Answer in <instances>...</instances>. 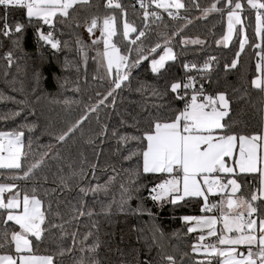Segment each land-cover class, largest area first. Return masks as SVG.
<instances>
[{"label":"trees","instance_id":"obj_1","mask_svg":"<svg viewBox=\"0 0 264 264\" xmlns=\"http://www.w3.org/2000/svg\"><path fill=\"white\" fill-rule=\"evenodd\" d=\"M133 1L115 0L124 6V18L134 27L144 28L142 10ZM213 2L183 0L185 7L180 10L189 16V21L166 18L152 23L149 20L146 35L141 38L144 47L158 43L163 46L167 39L175 59L167 61L160 73L151 71L149 61H141L132 69L129 80L111 96L107 93L113 87L112 79L97 57V49L102 51L103 44H92L100 37V31L96 29L89 34L86 27L93 16L112 13L105 7L107 0H88L87 4L69 9V17L55 24L54 34L61 42L57 52L42 41L38 44L32 26L23 32L19 48L12 43L15 36L0 35V131H23V152L30 153L29 161L48 153L35 175L17 182L13 190H20L23 195L31 194L35 188L42 201L45 231L39 245L33 240L34 248L39 249L37 254L49 255L64 249L62 256L54 255V264H78L81 260L83 264H145L146 261L166 264L163 258L169 255L176 264H192L206 258L193 254L192 245L196 244L198 235L189 232V222L182 219L207 214L201 211L202 198L186 197L175 205L165 203L160 207L150 199L149 189L160 182L162 174L137 176L136 169L142 167V159L136 155L128 157L141 147L133 137L140 136L153 117L170 116V109L183 107L173 99L170 84L185 82L188 76L195 77L197 87L203 85L205 94H226L229 114L224 119L234 131L250 134L264 128V92L251 85L257 74L258 49L252 47L258 42L254 34L255 13L247 9L241 13L248 43L237 67L226 69L225 65L230 64L239 50L241 37L235 32L228 46L217 43L226 33V13H210L205 17L201 12ZM241 3L246 4V0ZM3 14L0 6V17ZM115 15L117 33L113 40L123 53L129 45L122 37L123 18L118 10ZM17 21L27 23L25 10L10 13L9 25ZM2 24L0 20V27ZM47 30L45 25L44 31ZM136 35L131 33L128 39H135ZM78 38L89 46L86 64L77 51ZM193 40L200 43H191ZM8 51L13 53L11 65L4 58ZM213 57L210 69L198 72L191 68L193 64L202 68ZM135 58L133 52L129 59ZM100 100L104 102L98 104ZM91 106H96L95 111L88 112L87 118L64 141L58 142L56 138ZM33 124L31 132L27 127H18ZM122 136L128 139L121 140ZM10 174L0 169V183H9L3 175ZM231 177L240 185L237 196L250 198L254 192L259 195V173H236L223 177L222 182ZM96 185H106V191H88ZM210 198L219 201L221 197L217 194ZM253 206L257 209L255 217L258 220L264 217V198L260 197ZM6 218L7 212L0 210V244L4 243L5 231L9 234L19 231L15 222L6 224ZM93 244L98 245L95 251H87ZM13 252L14 245L0 250V254Z\"/></svg>","mask_w":264,"mask_h":264},{"label":"snow or ice","instance_id":"obj_2","mask_svg":"<svg viewBox=\"0 0 264 264\" xmlns=\"http://www.w3.org/2000/svg\"><path fill=\"white\" fill-rule=\"evenodd\" d=\"M87 2L88 0H0V6L4 9V14L0 17L3 21L0 35L15 36L12 43L19 48L23 32L28 26H32L38 44L43 41L52 49L59 50L61 42L54 35L55 24L62 23L63 18L69 17V9L74 5H84ZM139 4L145 25L144 28H137L126 18L123 19L122 37L129 45L123 53L112 42V37L117 33L115 12L118 10L122 18L126 16L122 4L115 0H107L105 7L111 9L112 13L102 17L93 16L86 24L89 34L99 29L100 37L93 40L92 44L99 45L102 42L103 50L97 49V57L103 62L108 74L114 73L113 87L107 96H111L122 83L129 80L132 69L138 67L141 61H149L151 71L160 73L167 61L175 59L172 48L169 47V40L166 39L163 46L158 43L145 48L141 38L146 35L145 29L148 28L149 20L155 23L163 19L158 10H163L173 19H186L179 17V10L185 7L184 4L181 0H139ZM17 9L25 10L27 23L17 21L9 25V15ZM246 9L255 13L254 34L259 38V42L252 45L258 51L255 53L257 74L251 80V85L264 92V0H246V4H242L241 0H214L208 7L201 9V12L205 17L210 13L221 15L226 13L227 34L223 37V42L229 41L234 31L241 37L235 58L230 64L225 65L226 69H235L248 43L241 17V13ZM45 25L49 30L44 31ZM237 25H240L239 29L236 28ZM131 33L137 35L135 39L129 40ZM184 43L188 41L185 40ZM191 43L200 41L193 40ZM77 44V51L86 64L88 59L86 49L89 46L79 38ZM131 45L136 47L132 48ZM133 52L136 58L130 60ZM4 58L11 65L12 51L6 52ZM214 60V57L209 58L202 68H196L195 64L191 68L198 72L206 71L211 68ZM184 67L186 70L189 69L187 64ZM196 84L193 76H188L185 82L176 81L170 84L173 99L182 103L183 107L170 109V116L153 117L148 128L144 129L140 136L133 137L140 142L141 147L128 158L136 155L142 159V167L136 169L137 176L162 174L159 177L160 182L149 189L150 199L160 207L165 203L175 205L186 197H198L204 202L202 212L215 211L216 214L213 215L182 217L186 222L194 221L201 229L206 228L207 236L215 238V243H203L206 237L199 236L200 243L192 245V252L202 254L206 258L194 260L192 264H264V217L259 221L252 218L253 214L257 213L256 207L253 206L254 202L264 197V128L250 134L234 131L232 125L224 119L229 114V100L226 94L224 92L205 94L203 85L197 87ZM75 90L79 91L78 88ZM103 102L100 100L97 103ZM95 107H88L67 131L56 138L57 141H64L87 118L88 112L95 111ZM18 127L21 129L27 127L31 132L35 125ZM22 137L23 131H0V169L11 173L3 175V179L10 181L9 183H0V210L7 212L6 224L8 221H14L15 225L19 226V231L3 233L4 243L0 244V250L14 245V252L0 254V264H54V255L62 256L64 249L59 253L40 255L37 254L38 247L34 248L33 245V240L36 245L41 243L42 233L45 231L42 228L45 223V211H42V201L37 197L36 189L33 188L31 194L25 192L22 196L20 190L12 191L17 187V182L31 179L35 175V170L42 166L44 157L48 155L45 152L39 159L29 161L30 153L22 152L24 148ZM127 139L128 137H121V140ZM226 157H234L233 166H229ZM237 169L239 173L260 174L259 195L254 192L250 198L235 196L240 187L237 181L227 179L226 183L222 182V174L224 176L236 174ZM229 188L230 192L227 191ZM88 191H106V185H96ZM124 191L129 192L128 189ZM217 193L220 194V200L209 204V195ZM131 198L129 193L128 199ZM144 210L152 215L150 210ZM218 223L221 225L219 235L216 228ZM188 231H196V228L190 227ZM241 246H244L245 251H238ZM96 247L98 245L93 244L87 251L94 252ZM163 259L166 264H176L173 256L169 255ZM78 264H83V261H79ZM145 264L150 262L146 261Z\"/></svg>","mask_w":264,"mask_h":264},{"label":"crops","instance_id":"obj_3","mask_svg":"<svg viewBox=\"0 0 264 264\" xmlns=\"http://www.w3.org/2000/svg\"><path fill=\"white\" fill-rule=\"evenodd\" d=\"M223 122V121H222ZM226 159V161L228 162V164H229V166H233V160H234V157L233 158H225ZM237 173H239L238 172V169H237ZM231 175H233V174H231ZM231 175H228V176H231ZM223 177H226V176H224L223 174H222V176H221V179L223 178ZM229 179H235L234 177H231V178H229ZM240 188V187H239ZM239 190V189H238ZM238 190H237V192H238ZM229 192V191H228ZM237 192L235 193V196H237L236 194H237ZM218 194V193H217ZM217 194H210L209 195V201L208 202H210V201H214V200H211V198H210V196H213V195H217ZM6 196H7V193L5 194ZM235 196H234V198H235ZM264 198V197H263ZM42 211H43V209H42ZM213 214H216V213H207V214H202V215H213ZM198 216H200V215H198ZM253 219H256L257 221H259L256 217H255V213L253 214ZM14 222V221H13ZM189 222V228L190 227H192V228H196V231H193V232H195V233H197V235H198V240H197V242H196V244L197 243H200V241H199V236L200 235H204L205 237H206V239H205V241H203V243H215V238L214 237H208L207 236V229L205 228V229H201V228H199V227H197V225L195 224V222L194 221H188ZM218 226V227H217ZM217 226H216V228H217V235H219V229H220V224L218 223L217 224ZM30 239H31V237H29ZM238 251H245V248H244V246H241L239 249H238ZM199 255H201V256H203L202 254H199Z\"/></svg>","mask_w":264,"mask_h":264},{"label":"built area","instance_id":"obj_4","mask_svg":"<svg viewBox=\"0 0 264 264\" xmlns=\"http://www.w3.org/2000/svg\"><path fill=\"white\" fill-rule=\"evenodd\" d=\"M133 5H134L136 8L142 10V9L140 8L139 0H134V1H133ZM151 10H156V9H151ZM158 11H160L161 15L163 16V19H162V20H165L166 18H170L171 20H183V21H189V16L186 15L185 13H183L181 10H179V17H186V19H183V18H176V19H173V18L169 17V16L167 15L166 12H163V10H158ZM173 11L175 12V10H173ZM213 202H215V201H210L209 204H211V203H213ZM214 212H215V211H213V212H211V213H214Z\"/></svg>","mask_w":264,"mask_h":264},{"label":"rangeland","instance_id":"obj_5","mask_svg":"<svg viewBox=\"0 0 264 264\" xmlns=\"http://www.w3.org/2000/svg\"><path fill=\"white\" fill-rule=\"evenodd\" d=\"M181 3H183V0H181ZM242 17V16H241ZM123 19H125V18H123ZM129 23H130V21H128ZM123 24V23H122ZM236 28L237 29H239L240 28V25H237L236 26ZM227 34V16H226V33H225V35ZM244 34H245V30H244ZM224 35V36H225ZM234 35H235V31L233 32V35H232V38L229 40V41H227L226 43L225 42H223V38L221 39V41H220V44L221 45H223V46H228L231 42H232V40H233V37H234ZM130 36V35H129ZM257 40H258V42H259V38L257 37ZM112 42L114 43V40H113V37H112ZM257 42V43H258ZM118 47V46H117ZM169 47H171L172 48V46L169 44ZM172 51H173V54H175V52H174V49L172 48ZM110 77H111V79H114V73L113 74H111L110 75ZM22 139H23V137H22ZM22 152H23V149H22ZM236 180V179H235ZM237 181V180H236ZM238 183V182H237ZM239 184V183H238ZM14 190V189H13ZM12 190V191H13ZM229 192L231 191V188H229V189H227ZM13 192H15V191H13ZM21 196H22V194H21ZM252 218H253V216H252ZM218 227V226H217ZM220 227H221V225H220ZM231 235V234H230Z\"/></svg>","mask_w":264,"mask_h":264},{"label":"water","instance_id":"obj_6","mask_svg":"<svg viewBox=\"0 0 264 264\" xmlns=\"http://www.w3.org/2000/svg\"><path fill=\"white\" fill-rule=\"evenodd\" d=\"M54 35H55V34H54ZM55 37H56V36H55ZM57 39H58V38H57ZM58 40H59V39H58ZM42 42H43V41H42ZM43 43H44V42H43ZM44 45H45V46H49V47L51 48V46L48 45V44H45V43H44ZM51 50H52L53 52H57V51H58V50H56V49H52V48H51Z\"/></svg>","mask_w":264,"mask_h":264}]
</instances>
